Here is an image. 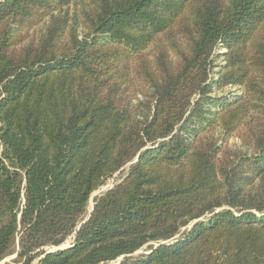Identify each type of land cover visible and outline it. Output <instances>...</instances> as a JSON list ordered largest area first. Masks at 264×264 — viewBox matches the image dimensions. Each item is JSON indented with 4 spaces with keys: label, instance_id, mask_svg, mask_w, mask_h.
Instances as JSON below:
<instances>
[{
    "label": "trees",
    "instance_id": "16d2710c",
    "mask_svg": "<svg viewBox=\"0 0 264 264\" xmlns=\"http://www.w3.org/2000/svg\"><path fill=\"white\" fill-rule=\"evenodd\" d=\"M13 253L264 264V0H0V261Z\"/></svg>",
    "mask_w": 264,
    "mask_h": 264
},
{
    "label": "rangeland",
    "instance_id": "374dc122",
    "mask_svg": "<svg viewBox=\"0 0 264 264\" xmlns=\"http://www.w3.org/2000/svg\"><path fill=\"white\" fill-rule=\"evenodd\" d=\"M217 52H222V50H217ZM234 88L232 87H225L223 90L218 91L219 93H223L226 94L229 91H233ZM217 136L220 137L221 133L219 131H217ZM224 142L230 146L232 149H237L240 148L241 146V142L240 139L238 138V136L236 134L234 135H230V136H226L223 137ZM221 142V141H220ZM122 175V173L117 172L112 178H110L109 180H107V182L97 191H95L92 195L91 198L89 200V204H88V210H90V208L92 207L93 204V198L98 195L100 192L108 189L109 187H111L116 180L119 179V177ZM69 240H67L65 242V244H68ZM16 249V246L14 247ZM53 249V248H50ZM55 249V248H54ZM146 251V247H143L142 249L138 250L135 254L141 253V252H145ZM15 257V254H9L6 257H4L1 261L0 264H12V260ZM123 257H120L118 259H116L115 261H112L110 263L107 264H119V262L122 260Z\"/></svg>",
    "mask_w": 264,
    "mask_h": 264
},
{
    "label": "water",
    "instance_id": "95a60500",
    "mask_svg": "<svg viewBox=\"0 0 264 264\" xmlns=\"http://www.w3.org/2000/svg\"><path fill=\"white\" fill-rule=\"evenodd\" d=\"M91 209L92 208H90V210H89V213H90V211H91ZM88 218V216L85 218V220ZM85 220H83L82 222H84ZM81 222V223H82ZM68 246V244H65V243H63V244H61V245H59V246H57V247H54L53 249H49L48 250V252H51V251H54V250H56V249H64V248H66Z\"/></svg>",
    "mask_w": 264,
    "mask_h": 264
}]
</instances>
